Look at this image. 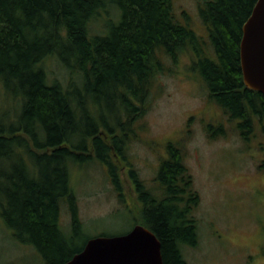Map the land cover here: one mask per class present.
Returning <instances> with one entry per match:
<instances>
[{"label": "trees", "instance_id": "trees-1", "mask_svg": "<svg viewBox=\"0 0 264 264\" xmlns=\"http://www.w3.org/2000/svg\"><path fill=\"white\" fill-rule=\"evenodd\" d=\"M256 2L200 0L199 35L187 12L185 23L176 15L173 0H0V225L10 238L45 264H65L81 252L84 246L74 249L84 223L72 172L95 162L122 202L126 169L139 203L135 212L126 207L160 240L164 264H189L184 248L199 243L193 213L200 196L183 144L163 145L155 190L128 150L145 129L158 77L180 72L182 63L190 72L184 76L223 110L220 135L229 123L246 143L257 138L264 154V95L245 86L240 61ZM103 106L113 109L114 124ZM215 129L206 127L212 139Z\"/></svg>", "mask_w": 264, "mask_h": 264}, {"label": "rangeland", "instance_id": "rangeland-1", "mask_svg": "<svg viewBox=\"0 0 264 264\" xmlns=\"http://www.w3.org/2000/svg\"><path fill=\"white\" fill-rule=\"evenodd\" d=\"M199 1L173 0L176 15L185 23L182 15L187 12L192 17L193 29L201 35L204 26L197 16ZM47 67L61 77L57 61L49 60ZM179 71L181 73L165 72L158 77L142 120L145 129L139 133V139L130 144L128 156L140 178L148 188L155 190L160 187L156 180L160 160L166 156L163 145L183 144L185 164L200 196L193 213L199 222V243L197 247L184 248L189 264H264V259L258 258L263 246L255 252L256 243H261L260 232H254L255 225H264V207L258 210L259 205L253 201L258 186L264 184V170L259 168L264 155L258 139L246 143L229 123H226L227 133L220 135L219 121H225L223 110L208 99L205 89L196 80L184 76L190 72L184 70L182 63ZM112 111L103 106L105 118L114 124ZM211 123L216 125L214 135L218 137L215 139L206 132ZM121 177L125 202L119 199L105 168L99 163L73 170L72 186L84 223L74 249L100 235L126 234L137 225L131 213L139 206L137 193L126 169ZM62 220L70 232V214L66 207ZM5 230L0 225V264H45L31 247L18 245Z\"/></svg>", "mask_w": 264, "mask_h": 264}, {"label": "water", "instance_id": "water-1", "mask_svg": "<svg viewBox=\"0 0 264 264\" xmlns=\"http://www.w3.org/2000/svg\"><path fill=\"white\" fill-rule=\"evenodd\" d=\"M240 61L245 86L264 95V0L243 26ZM161 247L154 232L137 224L126 234L89 239L65 264H164Z\"/></svg>", "mask_w": 264, "mask_h": 264}, {"label": "flooded vegetation", "instance_id": "flooded-vegetation-1", "mask_svg": "<svg viewBox=\"0 0 264 264\" xmlns=\"http://www.w3.org/2000/svg\"><path fill=\"white\" fill-rule=\"evenodd\" d=\"M262 160H264V157ZM253 201L255 202V204L259 205L258 210H261L264 207V184L263 183L258 186L257 194L255 197L253 196ZM262 212H264V209H262ZM254 230H255L254 232H256L257 230H259V232H260L261 243L259 241L256 243L255 252L257 249H259L260 246H263L262 254L260 256H258V258H260L262 261L264 259L263 258L264 257V225H261V226L255 225ZM257 255H259V254H257Z\"/></svg>", "mask_w": 264, "mask_h": 264}]
</instances>
